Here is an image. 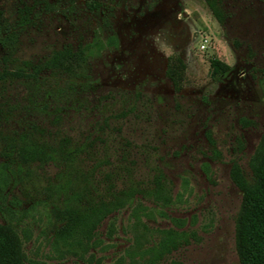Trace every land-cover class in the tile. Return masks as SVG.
Instances as JSON below:
<instances>
[{
    "label": "rangeland",
    "instance_id": "1",
    "mask_svg": "<svg viewBox=\"0 0 264 264\" xmlns=\"http://www.w3.org/2000/svg\"><path fill=\"white\" fill-rule=\"evenodd\" d=\"M3 71L1 138L84 143L87 199L115 203L68 246L54 239L58 169L23 165L4 196L21 204L28 264H240L239 185L264 141V0H0Z\"/></svg>",
    "mask_w": 264,
    "mask_h": 264
},
{
    "label": "trees",
    "instance_id": "2",
    "mask_svg": "<svg viewBox=\"0 0 264 264\" xmlns=\"http://www.w3.org/2000/svg\"><path fill=\"white\" fill-rule=\"evenodd\" d=\"M68 56L61 62L65 63L64 71H70L68 68L78 63L69 59L70 54ZM7 77L13 80L11 74L0 72V84ZM83 146L84 143L75 145L67 138L62 139L57 147H51L23 136H0V217L3 219V223L0 222V264L29 263L23 244L29 241L30 233L21 225L23 218L11 207L18 208L21 204L15 200L10 201L11 206L6 205L8 200L4 193L11 184L18 183L22 166L31 161H38L41 165L51 164L59 171L56 193L66 197L67 203L64 209L54 212L60 216V228L54 239L59 238L68 246L83 247L90 240L96 223L108 215L115 203L96 206L87 199L90 193L88 175L78 171L83 164ZM253 160L251 183L239 185L243 197L235 240L240 264H264V141ZM74 187H81L76 196L72 192ZM68 190L71 194L65 196ZM72 202L75 204L72 205Z\"/></svg>",
    "mask_w": 264,
    "mask_h": 264
},
{
    "label": "built area",
    "instance_id": "3",
    "mask_svg": "<svg viewBox=\"0 0 264 264\" xmlns=\"http://www.w3.org/2000/svg\"><path fill=\"white\" fill-rule=\"evenodd\" d=\"M208 37L207 36H204V35H201V38H200V49L201 50H204L208 44Z\"/></svg>",
    "mask_w": 264,
    "mask_h": 264
}]
</instances>
